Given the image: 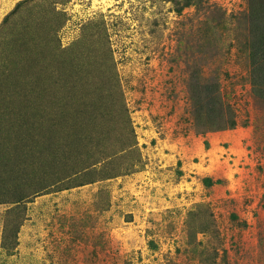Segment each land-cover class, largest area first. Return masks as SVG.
Here are the masks:
<instances>
[{"label":"rangeland","instance_id":"1","mask_svg":"<svg viewBox=\"0 0 264 264\" xmlns=\"http://www.w3.org/2000/svg\"><path fill=\"white\" fill-rule=\"evenodd\" d=\"M256 12L264 0H0V79L17 65L21 80L0 89V264H264ZM85 42L103 78L77 86L67 124L51 142L44 123L11 130L24 79L62 98L55 75Z\"/></svg>","mask_w":264,"mask_h":264},{"label":"trees","instance_id":"2","mask_svg":"<svg viewBox=\"0 0 264 264\" xmlns=\"http://www.w3.org/2000/svg\"><path fill=\"white\" fill-rule=\"evenodd\" d=\"M251 15L254 17L253 13H251ZM254 18H255V21L252 20L251 25H250V37H251L250 50H249L250 51L249 52L250 67H251L250 75H251V82H253V84L260 83L262 85L263 89H259V88H255V89L261 95H264V23H263V20H261L263 19V17L260 14H257V12L255 13ZM30 40L31 39L29 40L26 39V41H23L24 43H22V45L27 44L26 47H28L31 50L32 44L29 42ZM33 41L35 40L33 39ZM85 43L87 46L86 48H83V50L81 51H74L72 56L66 60V63L64 60L62 61L64 68L62 71H60L59 73L55 75L57 77V79H55V82L57 86L59 87L61 93L63 94L62 98L59 99L57 97V98L52 99L53 96L50 94L51 93L50 87L41 88L42 86L40 87L39 85H37L38 79L36 76H31V78L29 79V82H26V80L24 79V84L25 86L27 85L26 98L24 99V96H23L22 98L23 102L19 103L20 106L9 107L8 108L9 110H7L8 112H6L5 114V116L8 117L7 123L11 122V125H10L11 130L15 126V125H12L13 123H15L16 125H19L18 122L21 123L22 121H24L25 124L26 123L32 124L31 127L35 126L38 128L42 123H44V126L46 127V133H45L46 138L45 139L46 141L49 140V142H51L50 137H49L51 133L55 131L57 132L60 124H62V126H64V122L67 124V121L70 120L69 115L70 114L72 115V113L76 112L73 110L71 105H75L76 107H78L77 105H80V104H77L78 97H81L77 92V88H78L77 86H80V88H85V90L87 89L86 90L87 93L91 94L92 89L95 88V85H97L96 84L97 79H98V83H100L103 78V77H98L94 82L91 81L93 80L92 77L94 76L96 71L97 70L100 71L101 70L100 67L101 66L103 67V65L100 63V59H98V57L96 56V55L98 56L100 55L99 52L95 51L94 57L91 56L92 54L91 51H93L94 49L93 44L89 42H85ZM80 46H82V43L78 47ZM55 54L56 53H54V56H56ZM0 55L8 58L9 56H8L7 48L5 49L1 48ZM23 57L25 61H27V64L31 67L30 62H29L31 58L30 57L28 58L27 56H23ZM11 64L12 65L17 64V60L14 62H11ZM4 65H7V63H5ZM16 67L17 65H14L13 69L11 68L12 71H9L7 74H5L0 79L1 91H3V89H7V91H9V88L6 87L7 86L6 77L11 75L12 73L14 74L15 85L17 86L21 83V80H19V76L17 75V72L19 71V69H14ZM65 77H68V78H65ZM260 78H263V80H258ZM21 91H23L22 86H21ZM30 95H32V97ZM35 95L36 97L34 98ZM34 100L37 101L38 105H36L35 102H33ZM67 112L70 114H66ZM82 116L83 115H81L78 110L76 118L77 117L82 118ZM2 126L3 124L1 123L0 131L2 129ZM234 126H235L234 122H230L227 125V127H230V128ZM17 145L10 147L13 151H15V155L8 153L11 159L15 162L21 161L20 158L22 155L19 153L20 149ZM62 148L64 149L63 151H65L66 149L69 150L66 143L63 145ZM57 154L59 153H51L50 155L51 162L55 163L58 160H62L61 157L57 156ZM63 157L64 156H62V158ZM6 158L8 159L7 156ZM104 158H106L105 155L95 156L91 164H96L100 160L102 161ZM54 165L57 167V164H54ZM42 167H44V165H42ZM6 171L8 173L10 172L8 170ZM16 171L17 170L13 171L12 174L16 175ZM29 177L30 175L28 173H25L23 176L22 184L28 185ZM15 179H17V181L20 182L19 176H15L13 178L8 177L7 181L10 182L11 180H15ZM88 183H91V181ZM204 183L206 185H209L210 180L206 179ZM69 186L71 185L63 184L61 185V188L62 189L73 188V186L71 187ZM39 189L40 188H36V190L34 191L37 193ZM62 189H59V190H62ZM23 195H24V189H21V195L16 196V199H21ZM0 196H3V194H0ZM10 197L11 199H13V195Z\"/></svg>","mask_w":264,"mask_h":264}]
</instances>
